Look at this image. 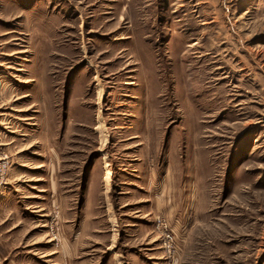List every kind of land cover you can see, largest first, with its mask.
<instances>
[{
	"label": "rangeland",
	"instance_id": "374dc122",
	"mask_svg": "<svg viewBox=\"0 0 264 264\" xmlns=\"http://www.w3.org/2000/svg\"><path fill=\"white\" fill-rule=\"evenodd\" d=\"M0 258L264 264V0H0Z\"/></svg>",
	"mask_w": 264,
	"mask_h": 264
},
{
	"label": "built area",
	"instance_id": "2783aa9c",
	"mask_svg": "<svg viewBox=\"0 0 264 264\" xmlns=\"http://www.w3.org/2000/svg\"><path fill=\"white\" fill-rule=\"evenodd\" d=\"M158 224H159V226L163 227V230L166 228V225L164 223H162V221L160 219H158ZM166 238H170L169 235H166Z\"/></svg>",
	"mask_w": 264,
	"mask_h": 264
},
{
	"label": "crops",
	"instance_id": "0c3cea01",
	"mask_svg": "<svg viewBox=\"0 0 264 264\" xmlns=\"http://www.w3.org/2000/svg\"><path fill=\"white\" fill-rule=\"evenodd\" d=\"M2 258H0V261H1Z\"/></svg>",
	"mask_w": 264,
	"mask_h": 264
}]
</instances>
